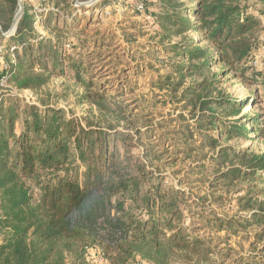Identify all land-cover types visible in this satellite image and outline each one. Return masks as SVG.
Wrapping results in <instances>:
<instances>
[{
    "label": "trees",
    "instance_id": "trees-1",
    "mask_svg": "<svg viewBox=\"0 0 264 264\" xmlns=\"http://www.w3.org/2000/svg\"><path fill=\"white\" fill-rule=\"evenodd\" d=\"M105 1L96 5L100 18L109 14ZM124 2L142 20L131 23L137 32L123 31L133 52L123 73L137 77L122 75L113 88L135 95L146 88L140 77L148 75L162 95L140 107L170 109L156 127L148 125L153 113L113 101L106 83L88 74L90 62L106 58L86 50L118 49L114 34L71 38L81 17L68 25L50 10L36 19L25 4L6 41L0 55V264H98L97 258L103 264H227L233 251L221 249L225 240L218 235L229 239L253 227L258 232L249 255L231 262L264 264V149L256 150L264 142V113L238 118L250 99L237 100L222 88L226 79L264 86V70L250 74L264 50V0ZM52 5L59 11L60 2ZM72 9L67 5L65 15ZM18 10V0H0L4 33ZM146 25L159 42L134 51ZM115 55L109 66L117 70ZM53 79L83 88L77 104L95 109L99 122L83 127L46 101L47 93L26 103L12 92L38 95ZM254 98L256 108V92ZM164 155L171 164L189 160L187 175L173 181ZM231 191L226 205L222 192Z\"/></svg>",
    "mask_w": 264,
    "mask_h": 264
},
{
    "label": "rangeland",
    "instance_id": "rangeland-1",
    "mask_svg": "<svg viewBox=\"0 0 264 264\" xmlns=\"http://www.w3.org/2000/svg\"><path fill=\"white\" fill-rule=\"evenodd\" d=\"M24 5L27 4L28 7L31 9L32 14L36 17V19H41V15L43 14H48L49 11H52V14H57V16L63 17L64 20L67 21L68 25L73 24V18L75 17H81L79 20L76 22L79 24V26L76 28L73 26V30L67 34L71 38L75 35L79 39H87L85 35H88V38H92L96 36L98 32H104L105 35L108 37H111L112 34L115 35V42L113 44H116L119 46L118 49L115 48H108L104 47L101 50H89L87 49V53H92L99 51L104 55L106 58L105 61L100 62V60H93V67L90 68L91 72L88 74L93 78L94 77V82L95 83H101L105 82L107 85V91L106 93L109 95V97H113V101L116 102H124V106L128 105L129 108L134 109L133 112L137 114L145 113V110L150 111L153 113L152 117L150 118L152 122H150L148 125L156 127V124L159 125V123L163 119V115L165 117L169 116V111L170 109H166L164 114H162L160 108H155L153 109H146L142 108L146 104V100H149L151 104L157 102L159 98H156V96L162 95V93L157 90L153 89L152 87V81L148 75H142L139 79V85L140 87H146L143 90H138L135 95H131L129 93H118L116 91V88H113V86H116V80L118 77L122 75H129L131 77H135L136 75L133 73H130L127 71L123 73V70L126 68L125 64L126 62L130 59L131 54L133 53L131 50L129 51L127 48V42L125 41L123 37V31H130L131 33L137 32L138 29L135 31L130 29L132 27L131 23H140L142 20L139 18L135 17V14L132 12L131 9H128L126 5L124 4V0H100L95 4L89 5V6H81L84 5L91 0H56L60 2V9L59 11L53 7L52 3L55 0H46V1H41V0H22ZM101 1L107 2L110 6L109 9L107 10L109 12L108 15H103L102 18H100V14H96V9L99 10V7L96 6L98 5ZM187 3V2H186ZM67 5H72L73 9L70 11L72 13L71 15L66 16L65 15V9ZM94 7V8H93ZM96 7V8H95ZM80 9V10H78ZM85 9L86 11H83ZM76 11L75 13L73 11ZM71 16V17H70ZM91 16H94V19L92 21V25L86 27V23L88 18L90 19ZM66 17V18H65ZM83 17V18H82ZM87 18V19H86ZM99 19V20H98ZM97 21H100L98 23ZM63 26V22L60 20L59 22L56 23V27ZM151 25H146V33L147 36L144 38H141L137 41V43L134 46V51H142L140 49H136L137 45H142V46H148V44H153L157 45L159 42L158 40H155V29L151 28ZM141 29V27H140ZM38 33L42 35H49L48 31L46 29H41V27H37L36 29ZM16 32V31H15ZM86 32V34H85ZM83 33V34H81ZM15 34V33H14ZM10 39L9 36L7 37H2L0 35V55L5 53L7 51V45L6 41ZM117 48V47H116ZM148 47H146V50L143 51L142 53H148L147 50ZM158 51H160V48H157ZM116 54V61L119 62V66L117 67V70L114 68L115 66L110 67L109 63L112 61L111 59L114 58H109L111 54ZM130 55V56H129ZM159 59L160 60H165L164 54L159 53ZM141 60V58H139ZM258 65L254 67L251 71L250 74L255 75L253 73H259L264 70V50H260L258 53ZM130 62V61H129ZM102 65V68H101ZM132 69L135 68L136 62L132 63ZM159 68V66H158ZM221 68L215 69V71H220ZM133 71V70H132ZM162 71V70H161ZM160 71V72H161ZM137 77V76H136ZM264 86L257 84L253 88H249L245 82L237 79H226L223 83L222 88H224L229 95H231L233 98H236L237 100L242 101L245 98L250 99L251 103L242 110L240 117L246 115V114H251L254 115L256 113H264ZM11 89V88H10ZM13 90V89H11ZM14 94H18L21 99H23L26 103H37L40 98L46 99V95L49 96V98L46 100L48 102H51V104H54L55 107L59 109H63L66 111L67 117L69 118H75L78 123H80L83 127L87 126L88 123H93L97 124L99 122V113L95 109H91L90 107H87L86 105L82 104H77V98L84 93V89L76 86L74 83H70L67 80L64 79H53L52 82L49 84L47 88L43 90V93L34 94L32 92L26 91L23 93H18L17 91L13 90L12 91ZM254 92L258 95L259 99V106L255 108V104L253 102L254 98ZM47 93V94H46ZM139 100V102L132 103V101ZM140 103L143 105L140 107ZM159 107V105H157ZM148 118H144V120H147ZM103 121L101 120V124ZM140 123V121H139ZM164 130V129H163ZM144 132V130H143ZM152 144L155 143V140L152 139L150 141ZM250 143L244 144L243 147H249ZM264 149V142L259 143L256 146V150H263ZM212 154V152H210ZM173 157V156H172ZM164 158L169 160L167 170L166 172L170 177L173 179V181H177L178 178H182L183 176H186L188 173V167H189V160H184V158H179L175 164H171L172 158H168V156L164 155ZM171 161V162H170ZM179 174V175H178ZM185 189H188V187H185ZM224 194L225 199L227 200L225 203L226 205H229V201L234 196L233 191L230 193L228 192H222ZM239 197H242V194L239 195ZM252 213H247V215H251ZM258 232L257 227L250 228L249 230L241 233L239 236H230L231 238H227L228 234L223 232L218 235L221 239H224L225 241L220 245L221 249L227 250L231 249L233 253H231L234 256H228L230 259L228 260L227 264H233L231 260L235 257H239L242 255H249L250 251V244L254 242V238L256 233ZM219 241H217V244ZM227 257V256H226ZM227 261V260H226Z\"/></svg>",
    "mask_w": 264,
    "mask_h": 264
},
{
    "label": "water",
    "instance_id": "water-1",
    "mask_svg": "<svg viewBox=\"0 0 264 264\" xmlns=\"http://www.w3.org/2000/svg\"><path fill=\"white\" fill-rule=\"evenodd\" d=\"M41 1H46V0H41ZM98 1H100V0H91L90 2H88L84 5H81V6H89V5L97 3ZM18 7H19V10H18V13L16 14V16L14 18V22H13L11 29L7 33H4L0 27V35L4 38L7 36H9V37L13 36L16 29H17L18 23H19L22 15H23V12H24V3L22 0H18Z\"/></svg>",
    "mask_w": 264,
    "mask_h": 264
},
{
    "label": "built area",
    "instance_id": "built-area-1",
    "mask_svg": "<svg viewBox=\"0 0 264 264\" xmlns=\"http://www.w3.org/2000/svg\"><path fill=\"white\" fill-rule=\"evenodd\" d=\"M140 8H142V7H140ZM254 65L256 66L257 63H255ZM96 261H97L98 264H103V260H102V258H97Z\"/></svg>",
    "mask_w": 264,
    "mask_h": 264
},
{
    "label": "crops",
    "instance_id": "crops-1",
    "mask_svg": "<svg viewBox=\"0 0 264 264\" xmlns=\"http://www.w3.org/2000/svg\"><path fill=\"white\" fill-rule=\"evenodd\" d=\"M152 1H156V0H152Z\"/></svg>",
    "mask_w": 264,
    "mask_h": 264
}]
</instances>
